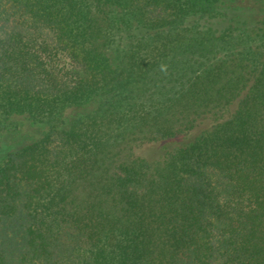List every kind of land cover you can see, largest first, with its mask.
Here are the masks:
<instances>
[{"label":"trees","instance_id":"16d2710c","mask_svg":"<svg viewBox=\"0 0 264 264\" xmlns=\"http://www.w3.org/2000/svg\"><path fill=\"white\" fill-rule=\"evenodd\" d=\"M7 24L0 264H264V0H0Z\"/></svg>","mask_w":264,"mask_h":264},{"label":"rangeland","instance_id":"374dc122","mask_svg":"<svg viewBox=\"0 0 264 264\" xmlns=\"http://www.w3.org/2000/svg\"><path fill=\"white\" fill-rule=\"evenodd\" d=\"M11 28H12L11 24L0 25V36H2V37L5 36L4 34L9 33ZM20 31L22 32V34L25 38H32L33 37V38L37 39V41L39 43H41L43 46L44 45L50 46L52 41H53V34L48 29L41 28L38 30V29H28V28L22 27ZM52 63L55 65H58L60 67H63V66L69 67L70 66V61L62 53L57 54V56L53 58ZM33 136H34V132L28 131L27 133H23L20 136H16V138H17L16 140H23V139L26 140V139L32 138ZM16 143L14 142L13 145H15ZM157 152H158V150H156V148H150V150H148L147 154H149V155H151V157H153V156H156ZM207 178L212 183H215V181L217 179V177L214 174H209Z\"/></svg>","mask_w":264,"mask_h":264}]
</instances>
